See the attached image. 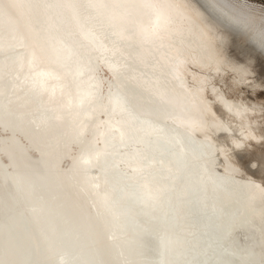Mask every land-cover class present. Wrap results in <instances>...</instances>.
<instances>
[{
	"label": "bare ground",
	"instance_id": "6f19581e",
	"mask_svg": "<svg viewBox=\"0 0 264 264\" xmlns=\"http://www.w3.org/2000/svg\"><path fill=\"white\" fill-rule=\"evenodd\" d=\"M142 2L0 0V264H264V117L211 53L263 60L264 3Z\"/></svg>",
	"mask_w": 264,
	"mask_h": 264
},
{
	"label": "rangeland",
	"instance_id": "374dc122",
	"mask_svg": "<svg viewBox=\"0 0 264 264\" xmlns=\"http://www.w3.org/2000/svg\"><path fill=\"white\" fill-rule=\"evenodd\" d=\"M257 1H259L260 3H264V0H257ZM231 40V41H230ZM230 41V42H229ZM228 43L230 44V45H228ZM225 46H227L226 48H225ZM245 46V44L243 43V41H242V39H240V38H236V37H229V39H228V41H227V43L226 44H224L223 45V47H224V49H225V51L226 52H224V49L222 50H215V51H212L211 53H212V55H214V56H216V57H218L217 59H215L216 57H213L212 55H211V57H212V60L213 59H215V60H217L216 61V63L214 64V65H219V67L221 68V66L223 67V64H224V68H226V70L227 71H225V74L223 73V72H218V71H222L224 68H222V70H220V68L218 69V71H217V73L220 75L221 73V75L223 76V75H225V76H227V77H225L224 79H223V77L221 78L220 76V78L218 79L219 81V86H221V87H223V90L224 89H226L227 91H228V93H229V95L228 96H230L231 95V97H230V99H232L233 101V103L234 102H236V103H234V104H236V105H238L239 103H241V104H239V106L241 105V107H243L244 106V108H246V111H247V113L248 114H250V115H252V117L254 118V117H257V118H259V119H262L263 117H264V115L262 114V113H260L261 111H264V102H262V101H264L263 99H264V59L262 60V58H260V57H258V58H256V57H252V55H250V54H248L247 52H246V46ZM219 51H220V53H219ZM214 52V53H213ZM216 53V54H215ZM218 53L220 54L219 56H222L223 54L224 55H226V53H228L227 55L228 56H225V58L223 57H220L221 58V60L223 59H226V61H227V59H228V61L229 62H231V60H234L235 58V61H236V63H237V66H238V68H240V66L238 65L239 64V62H240V64L242 63V62H244L243 64L245 65V64H247V63H249V58L250 59H252L253 60V63H252V65H250L249 66V70H250V72H249V70H248V68H247V73H244L243 75H244V77L246 76L245 74H247L248 76V78L246 77V79H244V77H239L240 76V73H237L236 72V70L234 71V69L232 70V68L229 66V67H227L230 63L228 62V64H227V62L224 60V62H222V61H219L220 60V58H219V56H218ZM223 55V56H224ZM229 57V58H228ZM246 57H247V59H246ZM240 59H242V61L240 60ZM212 60H210L209 59V62H210V64H211V62H212V64L214 63ZM245 60L247 61V62H245ZM222 63V64H221ZM210 64L208 65V66H210ZM225 64H227V66L225 65ZM207 66V65H206ZM236 66V67H237ZM247 66V65H246ZM194 67V66H193ZM192 67V69H195L196 67H194L193 68ZM197 68H198V70H192L191 69V71H195V73L197 72L198 73V71L200 70H204V69H202L201 67L199 68V66H197ZM196 68V69H197ZM231 68V69H230ZM237 69V68H236ZM225 70V69H224ZM231 71V72H229V71ZM200 71H199V73H200ZM208 73H209V71H207ZM226 72H228V74H226ZM249 72V73H248ZM192 73H194V72H192ZM229 73L231 74V76H233V78H235L236 77V81H238L239 80V82H236L234 79H232L231 77L229 78ZM235 74H236V76H235ZM238 74V75H237ZM252 75V76H251ZM235 76V77H234ZM242 76V75H241ZM238 77V78H237ZM251 77V78H250ZM254 77V78H253ZM227 78H229V79H231V80H229V79H227ZM239 78H241V79H244V80H241V79H239ZM253 78V79H252ZM260 78V79H259ZM228 81H227V80ZM249 80V82H248V80ZM251 79V80H250ZM263 81H262V80ZM220 80H222L221 82H223V83H221L220 82ZM234 80V81H233ZM245 80H247V82L245 81ZM252 80H254L253 82L254 83H251L250 81H252ZM261 80V81H260ZM234 83H233V82ZM241 81V82H240ZM245 83H244V82ZM256 81H259L258 83L256 82ZM227 82H228V84H227ZM243 82V83H242ZM221 83V84H220ZM241 83V84H240ZM247 83V84H246ZM248 83H249V85H248ZM224 84V85H223ZM238 84V85H237ZM252 84V85H251ZM253 84H255V86L253 85ZM256 84H258V85H256ZM223 85V86H222ZM227 85H228V87H227ZM241 87H240V86ZM261 85V86H260ZM231 86H233V87H230ZM234 86H235V88H234ZM259 86V87H258ZM249 87V88H248ZM230 90H229V89ZM247 88V89H246ZM250 88H253V90H251L250 91ZM255 88H256V90H255ZM259 88H261V90H258ZM226 90H224V92H226ZM256 91V92H255ZM235 95V96H234ZM239 96V97H238ZM237 98V99H236ZM239 99H241V100H239ZM256 99V100H255ZM258 100V101H257ZM249 102H251V103H249ZM257 102V103H256ZM259 102V103H258ZM262 102V103H261ZM254 103V104H253ZM247 105V107H245ZM258 106V107H256V106ZM260 105H261V107H260ZM250 106V107H249ZM248 108V109H247ZM250 108V109H249ZM249 110V111H248ZM253 113V114H252ZM234 224V223H233ZM231 226H234V227H231V229L232 230H230L231 231V234H230V231H229V236H228V239H231V240H235V226H236V224L235 225H231ZM232 235V236H231ZM232 238H231V237ZM230 237V238H229ZM234 237V238H233Z\"/></svg>",
	"mask_w": 264,
	"mask_h": 264
},
{
	"label": "snow or ice",
	"instance_id": "6c2138e0",
	"mask_svg": "<svg viewBox=\"0 0 264 264\" xmlns=\"http://www.w3.org/2000/svg\"><path fill=\"white\" fill-rule=\"evenodd\" d=\"M140 6L149 10L147 22L141 26L140 31L146 36H158L165 25L161 23L160 17L155 13V5L151 2V0H143ZM114 100L118 105L121 103L119 96H116Z\"/></svg>",
	"mask_w": 264,
	"mask_h": 264
},
{
	"label": "clouds",
	"instance_id": "9594fccd",
	"mask_svg": "<svg viewBox=\"0 0 264 264\" xmlns=\"http://www.w3.org/2000/svg\"><path fill=\"white\" fill-rule=\"evenodd\" d=\"M153 4L155 5V8H154L155 13L160 17L161 23L166 26V24H167V16H166L165 9L167 7L164 4H161V3H158V2H154Z\"/></svg>",
	"mask_w": 264,
	"mask_h": 264
},
{
	"label": "water",
	"instance_id": "95a60500",
	"mask_svg": "<svg viewBox=\"0 0 264 264\" xmlns=\"http://www.w3.org/2000/svg\"><path fill=\"white\" fill-rule=\"evenodd\" d=\"M244 211H245V208H244ZM1 217H0V219H2L3 218V215H0ZM147 239L146 240H151V239H149V238H152L153 239V241H154V243H155V239L153 238V236H152V234H148V237H146ZM2 247L3 248H5L6 247V244L5 245H2ZM152 248H155V244H152ZM26 257L27 258H30V253L29 252H27L26 253ZM239 258H237V257H235V258H232V260H233V262L235 263V264H240L239 263V260H238ZM64 262H66V264H71V262H70V260H69V258L67 257H65L64 258Z\"/></svg>",
	"mask_w": 264,
	"mask_h": 264
}]
</instances>
